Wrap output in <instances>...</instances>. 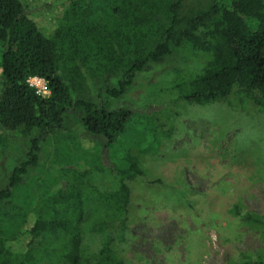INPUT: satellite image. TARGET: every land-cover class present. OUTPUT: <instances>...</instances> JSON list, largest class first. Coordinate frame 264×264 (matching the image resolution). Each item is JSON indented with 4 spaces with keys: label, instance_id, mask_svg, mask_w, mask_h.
Here are the masks:
<instances>
[{
    "label": "trees",
    "instance_id": "obj_1",
    "mask_svg": "<svg viewBox=\"0 0 264 264\" xmlns=\"http://www.w3.org/2000/svg\"><path fill=\"white\" fill-rule=\"evenodd\" d=\"M187 1L68 0L57 26L46 33L24 0H0V146L9 135L26 145L0 188L2 207L40 166L42 145L70 123L82 124L115 150L133 113L111 101L125 96L140 73L178 51L208 56L198 73L176 85L180 100L208 106L234 97L264 112V0H203L192 7ZM31 77L48 81L50 96L36 95L27 83ZM125 152L117 164L111 152V164H100L119 184L100 194L101 212L92 215L86 232L82 224L91 197L67 183L31 211L33 222L29 209L18 222L21 231L10 234L22 241L24 254L13 256L6 250L10 237L0 235V264H129L116 245L126 241L129 229L134 201L129 183L145 173L133 150ZM7 219L13 226L14 218ZM242 219L264 231L263 217L246 213ZM86 236L99 237V248L90 251ZM242 264H264V257Z\"/></svg>",
    "mask_w": 264,
    "mask_h": 264
},
{
    "label": "rangeland",
    "instance_id": "obj_2",
    "mask_svg": "<svg viewBox=\"0 0 264 264\" xmlns=\"http://www.w3.org/2000/svg\"><path fill=\"white\" fill-rule=\"evenodd\" d=\"M24 2L48 33L68 0ZM187 3L192 7L203 0ZM207 57L178 51L140 73L125 96L111 101L114 108L133 113L115 150L75 121L51 136L42 145L40 166L8 207L0 205V235L10 237L6 250L13 256L26 252L10 234L21 231L18 222L29 209L33 222L31 211L67 183L91 197L82 224L86 232L96 218L92 215L101 212L100 194L116 191L119 184L111 170H99L100 164H111L110 152L117 164L132 149L145 174L129 183L134 201L126 241L116 245L119 256L129 264H242L264 257V231L242 219L246 213L264 218V112L234 97L208 106L180 100L176 85L198 73ZM24 145L22 138L9 135L0 146V188L25 154ZM85 244L95 251L101 239L86 236Z\"/></svg>",
    "mask_w": 264,
    "mask_h": 264
},
{
    "label": "built area",
    "instance_id": "obj_3",
    "mask_svg": "<svg viewBox=\"0 0 264 264\" xmlns=\"http://www.w3.org/2000/svg\"><path fill=\"white\" fill-rule=\"evenodd\" d=\"M28 85L33 88L36 95L41 97L50 96L51 90L48 81L39 77H31L27 80Z\"/></svg>",
    "mask_w": 264,
    "mask_h": 264
}]
</instances>
